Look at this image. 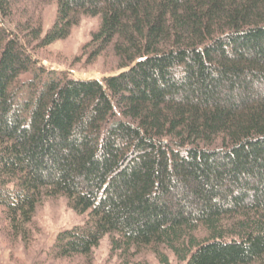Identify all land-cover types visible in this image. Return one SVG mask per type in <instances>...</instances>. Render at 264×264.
I'll return each instance as SVG.
<instances>
[{
	"label": "trees",
	"instance_id": "obj_1",
	"mask_svg": "<svg viewBox=\"0 0 264 264\" xmlns=\"http://www.w3.org/2000/svg\"><path fill=\"white\" fill-rule=\"evenodd\" d=\"M86 18L116 74L41 62ZM60 198L54 259L264 264V0H0L2 230L32 244Z\"/></svg>",
	"mask_w": 264,
	"mask_h": 264
},
{
	"label": "rangeland",
	"instance_id": "obj_2",
	"mask_svg": "<svg viewBox=\"0 0 264 264\" xmlns=\"http://www.w3.org/2000/svg\"><path fill=\"white\" fill-rule=\"evenodd\" d=\"M45 12L46 14H50ZM97 28L95 18H86L76 26L69 37L57 41L41 51V62L53 69L68 70L80 79H101L116 72L109 71V65L104 59L95 63L86 62L82 55L83 43ZM77 57V59H76ZM104 60V61H103ZM0 207V264H138L139 261L147 260L149 264H158L150 252H145L130 257L126 260L110 253L108 240H103L99 247L93 251L90 260L85 258H74L73 260L54 259L50 255L51 246L56 234L64 228L81 225L84 216L75 214L66 207L63 199L46 201L38 208L34 223L32 225V244H16L11 240L9 234L2 230L7 224L3 222ZM140 255V256H139Z\"/></svg>",
	"mask_w": 264,
	"mask_h": 264
}]
</instances>
